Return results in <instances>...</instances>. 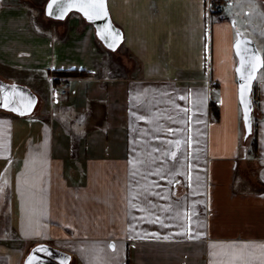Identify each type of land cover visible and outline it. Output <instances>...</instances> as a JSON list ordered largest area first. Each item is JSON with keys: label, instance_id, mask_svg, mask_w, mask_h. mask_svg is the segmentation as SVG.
I'll return each instance as SVG.
<instances>
[{"label": "crops", "instance_id": "1", "mask_svg": "<svg viewBox=\"0 0 264 264\" xmlns=\"http://www.w3.org/2000/svg\"><path fill=\"white\" fill-rule=\"evenodd\" d=\"M39 1L0 0V75L42 100L29 118L0 111V264L38 244L69 264H264V71L254 156L239 138L242 10L106 0L123 35L109 51L76 12L36 23ZM68 70L82 74L62 97L53 73Z\"/></svg>", "mask_w": 264, "mask_h": 264}, {"label": "water", "instance_id": "2", "mask_svg": "<svg viewBox=\"0 0 264 264\" xmlns=\"http://www.w3.org/2000/svg\"><path fill=\"white\" fill-rule=\"evenodd\" d=\"M82 2H87V0H59V3L64 4V5H67L68 3H82ZM49 3H50V0H48L46 2L45 7H44V14L47 17L54 19V20H63L71 12H76L81 17H83L86 22H88L89 24H91L94 27L95 34H96L97 38L104 45V47L106 49H108L109 51H116L120 47V45L122 43L123 35H122L121 31H119L114 26V24L111 21L109 14L106 17L100 16V17L95 18L93 20H89L88 17L85 16L84 13L82 11H80L79 8H77V7L65 8L64 10H62L58 6V4H53L52 14L49 15V9H48ZM105 3H106V0H105ZM106 8H107V5H106ZM107 12H108V10H107ZM109 21L111 22L112 29L114 31L119 32L120 36H121V39H119V41L116 43L115 47H109V43L112 40L111 36H109L107 38V42H106L105 39H102L97 34L98 30L101 29L106 23H109ZM237 40L247 41L248 42V45H247L248 52L249 53H256V54L260 55V53L258 52L254 42L250 38L243 37V36L239 35V36H237V39L235 40V42ZM235 42H234L233 48H234V52H235V55H236L237 60H238L236 68H235V72L237 75V85H238V101H239V104L241 107V112H242V123H243V130H244L243 140L246 141L252 132V116L251 115H252L253 105H252L251 93H252V88H253V84H254L256 77L252 81L251 91L246 94V99L249 101V108H250V111L248 113L249 120L246 123L245 118H244V105L241 103V100H240V84L243 81L240 79V73L236 71V69L238 67H240V56L236 54ZM241 48H242V50L244 49L243 44L241 45ZM260 69L257 70V73L259 72ZM0 85L6 86L7 91H11L12 85H15L16 89H17V93L15 95V98H14L12 104L10 105V107H8V108L3 107V99H2L3 93H0V111L12 114V115L20 117V118L29 117V116L34 114L35 109H36L37 104H38V97L36 96V94L32 90H30L28 87H26L24 85L17 84L14 82H7L1 78H0ZM29 102H31V109L30 110H24L25 105L28 104ZM14 108L22 109L23 114L19 111L13 110ZM30 255L34 256L32 264H69V261H70V256L67 253L60 251V250H58L52 246L46 245V244H38L35 247H33L29 251L26 258L24 259L23 264H26L28 257Z\"/></svg>", "mask_w": 264, "mask_h": 264}, {"label": "snow or ice", "instance_id": "3", "mask_svg": "<svg viewBox=\"0 0 264 264\" xmlns=\"http://www.w3.org/2000/svg\"><path fill=\"white\" fill-rule=\"evenodd\" d=\"M53 4H58V6L64 10L65 8L77 7L80 11L84 13L85 16L88 17L89 20H93L100 16H107V8L105 0H87V2L82 3H68L67 5L60 4L59 0H50L48 5L49 15L52 14ZM102 39H105L107 42V38L111 36L112 40L109 43V47H115L116 43L121 39L120 33L114 31L111 26V22L106 23L101 29L98 30L97 33ZM239 35V33H238ZM244 45V49L242 50L241 45ZM247 41L237 40L235 42L236 54L240 56V67L236 69L237 72L240 73V79L243 81L240 84V100L244 105V118L247 123L249 120L248 113L250 111L249 101L246 99V94L251 91V85L253 79L257 75V70L264 67V56L258 55L256 53H249L247 50ZM0 93H3V107L8 108L12 104L15 95L17 93V89L15 85L11 86V91L6 90V86L0 85ZM31 109V102L25 105L24 110ZM13 110L19 111L23 114V110L20 108H14ZM144 119V117H141ZM171 132L172 129H169ZM169 143H172L171 141ZM177 148L180 145V141H175ZM175 156V153H172ZM7 183V181H5ZM3 191V187L0 186V192ZM132 207H136V205H132ZM190 231V229H189ZM202 235V234H201ZM167 238V237H166ZM110 247L114 250L115 244H111ZM34 259L33 255L28 257L26 264H32Z\"/></svg>", "mask_w": 264, "mask_h": 264}, {"label": "rangeland", "instance_id": "4", "mask_svg": "<svg viewBox=\"0 0 264 264\" xmlns=\"http://www.w3.org/2000/svg\"><path fill=\"white\" fill-rule=\"evenodd\" d=\"M223 2L225 3L224 4L225 14L231 15L236 10H242V13L245 17V24H246L245 27L241 25L238 19L235 18L236 22L233 26L234 28L233 30L236 31L235 40L237 39V36L239 35L250 38L254 42L260 55L263 56L264 55V0H223ZM32 4H33L32 15H34L33 19L36 23H38V19L40 17H44L45 3H42L39 1V2H33ZM218 13L219 12L215 10V12H213L212 14L216 15ZM263 68L259 70V76L261 75V73H263L264 71ZM0 76H1L0 78L5 80L4 76L2 75ZM9 82H14V83L21 84V85L24 84L22 80L21 81L16 80L15 78L13 81H9ZM40 103H42L41 99H39V104L37 106L35 114L39 113V108L41 105ZM240 119H241V133H240L239 138H240V143H242L244 141L243 140L244 130H243V123H242V112H240ZM247 145L249 148H251L249 143H247ZM5 205H6V200L4 198V192H3V193H0V208H1L0 211H3V209L5 208ZM1 235L5 237L3 233Z\"/></svg>", "mask_w": 264, "mask_h": 264}, {"label": "trees", "instance_id": "5", "mask_svg": "<svg viewBox=\"0 0 264 264\" xmlns=\"http://www.w3.org/2000/svg\"><path fill=\"white\" fill-rule=\"evenodd\" d=\"M216 1H218V0H214L212 2V4L214 5ZM53 74L56 76L72 77L74 75H78V74H82V73H80V71L68 70V71H54ZM255 96L256 95H255L254 86H253L252 93H251L252 105H253L252 115H251L252 116V132L249 135V137L247 138V140L245 141V143L250 144V147H251L250 149H251V152L254 156H255V151H256V127H255L254 121L259 120L258 115L260 114L259 105H258V102H257ZM210 110L212 111V113H214V108H213V105H211V103H210ZM216 111H217V109H216ZM175 185H177V184H175Z\"/></svg>", "mask_w": 264, "mask_h": 264}, {"label": "built area", "instance_id": "6", "mask_svg": "<svg viewBox=\"0 0 264 264\" xmlns=\"http://www.w3.org/2000/svg\"><path fill=\"white\" fill-rule=\"evenodd\" d=\"M219 9H220L219 6H217L216 9L208 8V13L209 15H211V13L215 12V10L217 11ZM70 87H71V80L69 78H60L57 82V89L62 96H66L68 94Z\"/></svg>", "mask_w": 264, "mask_h": 264}]
</instances>
